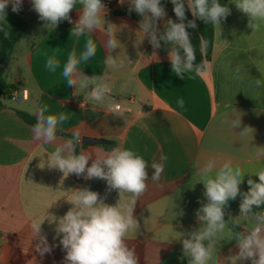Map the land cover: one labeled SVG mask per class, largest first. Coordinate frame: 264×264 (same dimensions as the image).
Masks as SVG:
<instances>
[{"label": "crops", "instance_id": "1", "mask_svg": "<svg viewBox=\"0 0 264 264\" xmlns=\"http://www.w3.org/2000/svg\"><path fill=\"white\" fill-rule=\"evenodd\" d=\"M106 1L111 3L106 6L108 24L80 37L71 35L81 14L80 4L69 14L71 26L58 24L54 29L36 22L31 0H23L18 13L12 11L11 4L6 8V18L9 14L17 15L28 22V28L7 63L10 101L19 106L4 101L5 106L0 109V264H64L66 253L56 236V224L47 219L64 216L72 207L66 198L70 199L74 190L88 188L98 192L109 205L120 201L122 209L132 206L130 194L109 191L103 180L75 178L73 174L64 177L58 169L47 166L48 156L71 138L74 129L81 132V140H107L103 145L80 144L78 154L81 149L90 151L95 159V154L110 151L104 145L111 149L121 146L134 150L149 164L147 189L133 207L139 227L128 233L126 241L135 249L138 264H182L181 239L187 237L180 236L199 229L196 211L207 202L197 175L198 168L207 160L215 159L217 168L227 159L246 172L264 168V155L257 156L259 148H264V86H248L254 79L264 81V23L252 32L247 27L248 17L236 8L235 0H219L231 14L221 21L220 27H215L208 72L204 76L189 73L180 78L171 70L169 45L161 41V47L154 50L147 37L137 45L142 38V18L134 20L115 14L129 6V0L123 4L119 0ZM169 18L178 22L167 13L158 21L159 31L164 30ZM109 28L120 42L119 48L112 51L106 47ZM89 38L96 43V54L78 67L85 75L105 76L113 89L112 100L122 104V117L103 105L85 101L88 89L77 91L76 86L67 85L62 75L69 54L75 50L79 56ZM110 54L123 61L124 67L109 69L105 60ZM49 58L59 61L55 71L46 67ZM237 65L245 76L243 83L234 78ZM125 82L128 87L121 92ZM181 99L183 107L178 103ZM43 105L48 107L46 115L64 112L69 117L59 126L62 131H58L54 144L38 142L33 125L16 112L35 116ZM235 110L242 123L232 129L224 121L231 120ZM244 127H251L253 132L242 137L239 133ZM162 156L167 159L161 160ZM153 162L164 165L158 182L151 180ZM249 178L259 182L257 176L245 173L240 185L242 193L248 190ZM241 199L238 196L230 200L225 209L224 219L236 232L251 227L249 219L239 216ZM254 210L264 211V205ZM230 221L239 226L234 227ZM41 222V234L52 249L43 255L37 251L39 239L32 236L30 229L31 223ZM219 239L215 252L219 260L226 261L238 253L237 242L231 239L228 229Z\"/></svg>", "mask_w": 264, "mask_h": 264}, {"label": "clouds", "instance_id": "2", "mask_svg": "<svg viewBox=\"0 0 264 264\" xmlns=\"http://www.w3.org/2000/svg\"><path fill=\"white\" fill-rule=\"evenodd\" d=\"M23 0H0V32L4 38L10 36L6 24V8L11 4L13 12L21 10ZM33 10L39 19L45 22V26L56 28L61 21L67 20L73 23L70 12L77 4L82 5L78 21L72 28L71 35L80 37L85 33H93L94 30H102L108 23L105 20L107 13L103 0H31ZM121 4L124 0H119ZM173 12L179 22L171 18L164 24L161 32L158 21L163 19L167 13L161 0H129L128 11H135L142 17L139 23V32L142 38L137 45L143 43L147 37L149 44L154 50L161 47V41L169 45L168 56L172 72L180 78L189 73L204 76L208 72V64L202 59L197 64L196 48L194 47L188 28L197 27L195 20L186 21V9L191 11L194 18L214 27H220L222 20L230 15V9L222 6L219 0H171ZM235 6L248 17L247 27L252 32L258 31L264 23V0H235ZM5 25L7 27H5ZM106 47L111 51L119 48L120 42L116 33L109 28ZM208 41L200 38L199 52L202 57L207 55ZM97 48L93 39L86 40L84 50L77 56L73 50L64 65L62 75L67 85L76 86L77 91L88 89L84 100L94 104L103 105L110 109L115 116L122 117L120 106L112 100L113 89L102 75H85L78 67L82 62L87 63L94 57ZM153 56L156 58L155 52ZM109 69L123 68V61L111 54L105 60ZM59 61L49 58L46 67L55 71ZM234 78L243 83L245 76L241 66L237 65L233 70ZM249 87L260 88L264 81L254 79L249 81ZM128 87L125 82L121 85L123 92ZM183 107V99L178 101ZM47 105L40 106L35 113L36 123L32 127L34 138L44 144H54L57 141L59 127L69 117L60 112L58 115H46ZM235 110L231 120H225L232 129L240 127L241 115ZM253 132L251 127H244L239 134L243 137ZM82 134L78 129L72 131L70 139L59 144L47 158L49 168L58 169L64 177L70 174L83 176L84 179H100L106 182L108 190H117L119 195L128 193L131 195L132 206L109 205L104 202L98 192L88 188L74 190L73 195L67 202L72 207L62 217L50 216L49 223H55V233L60 237L59 244L62 245L65 256L64 264H138V256L134 248H130L126 241L128 233L139 227L133 216V207L136 201L147 189L149 179L148 162L134 150L121 146L113 147L110 151L96 155L92 158L90 151L81 149L76 154V147L81 144ZM264 155V148H259L257 156ZM167 157L162 156L161 160ZM91 160V166L89 165ZM215 159L207 160L197 170L199 182L203 183L207 202L196 211V218L200 222L197 230L181 234L183 254L188 257V264H238V262L250 260L251 264H264V211H255L264 205V168L255 172L244 171L239 164H234L231 159L224 160L217 168ZM151 175L153 182L161 178L164 165L153 162ZM245 173H251L258 177L259 182L249 178L247 180L248 190L241 192L240 185L244 181ZM241 196L239 205L241 217L251 221V227L243 232L233 231L228 227L225 217V209L230 200H236ZM232 221V220H231ZM230 223L235 227L238 223ZM41 223H31L32 236L39 239L37 251L41 255L52 249L47 243L46 236L42 235ZM231 233V239L237 242L239 251L236 255L227 257L221 261L215 255L220 235L226 230ZM215 255V259H214Z\"/></svg>", "mask_w": 264, "mask_h": 264}, {"label": "trees", "instance_id": "3", "mask_svg": "<svg viewBox=\"0 0 264 264\" xmlns=\"http://www.w3.org/2000/svg\"><path fill=\"white\" fill-rule=\"evenodd\" d=\"M106 6H110V2L103 0ZM162 5L165 7V10L168 14L172 15L176 20V16L173 12V5L171 3V0H161ZM129 6H126L122 9H118L115 11V14L118 16H127L134 20H140L142 17H140L135 11L129 12L128 11ZM186 21L187 20H195L197 27L195 29L188 28L187 31L190 33L191 41L196 48V60L195 63L199 64L202 59H204L206 62L211 61L213 56V46L215 42V27L210 23H205L204 21L194 18L191 15L190 10L186 9ZM35 19L38 24L45 25L44 21H41L39 19L38 14L35 12ZM178 21V20H177ZM179 22V21H178ZM6 24L8 26V31L10 33L9 38L5 39L2 32H0V109L4 108L5 104L4 101L11 99L10 97V89L7 85V79L5 77V74L7 73V67H5V64H7L15 51L16 44L20 41L21 37L24 35L25 31L28 28V22L23 20L21 17L9 14L6 18ZM59 25L69 27L71 26V23H69L67 20L61 21ZM5 25V27H7ZM200 38L205 39L208 41V48H207V55L205 57H202L199 52V43ZM18 116L23 119L26 123L30 125H34L36 123V117L33 115H30L26 112L16 110ZM79 145L76 147V154L79 152ZM105 148L111 150V148L108 145H104ZM188 263V257L184 256L182 264Z\"/></svg>", "mask_w": 264, "mask_h": 264}, {"label": "water", "instance_id": "4", "mask_svg": "<svg viewBox=\"0 0 264 264\" xmlns=\"http://www.w3.org/2000/svg\"><path fill=\"white\" fill-rule=\"evenodd\" d=\"M8 64H5V67H7ZM8 74H5V77L7 78ZM107 140L105 139H101V138H94V137H84L81 140V144L83 146H88V145H103L106 144ZM75 176V178H80V176H77L75 174H73Z\"/></svg>", "mask_w": 264, "mask_h": 264}, {"label": "rangeland", "instance_id": "5", "mask_svg": "<svg viewBox=\"0 0 264 264\" xmlns=\"http://www.w3.org/2000/svg\"><path fill=\"white\" fill-rule=\"evenodd\" d=\"M8 81H9V82L12 81L11 76H10V78L8 79ZM6 101L9 102V103L15 104L16 106H19V105L16 104L15 102H11L10 99H9V100H6ZM20 106H21V105H20Z\"/></svg>", "mask_w": 264, "mask_h": 264}, {"label": "built area", "instance_id": "6", "mask_svg": "<svg viewBox=\"0 0 264 264\" xmlns=\"http://www.w3.org/2000/svg\"><path fill=\"white\" fill-rule=\"evenodd\" d=\"M15 100H16L17 102L20 101V99H19L18 97H16ZM117 104L120 106V110H122V104H121L120 102H118Z\"/></svg>", "mask_w": 264, "mask_h": 264}]
</instances>
